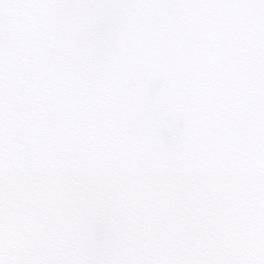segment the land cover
<instances>
[{
    "label": "water",
    "instance_id": "obj_1",
    "mask_svg": "<svg viewBox=\"0 0 264 264\" xmlns=\"http://www.w3.org/2000/svg\"><path fill=\"white\" fill-rule=\"evenodd\" d=\"M0 264H264V0H0Z\"/></svg>",
    "mask_w": 264,
    "mask_h": 264
}]
</instances>
